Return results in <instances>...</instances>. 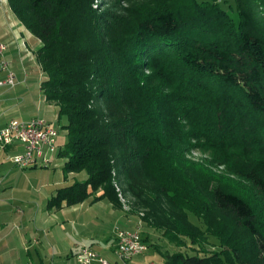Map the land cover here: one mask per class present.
Listing matches in <instances>:
<instances>
[{
    "label": "trees",
    "instance_id": "obj_1",
    "mask_svg": "<svg viewBox=\"0 0 264 264\" xmlns=\"http://www.w3.org/2000/svg\"><path fill=\"white\" fill-rule=\"evenodd\" d=\"M224 1L7 0L41 42L40 89L66 131L63 174H86L48 209L105 199L176 247L165 264H264L254 206L185 159L207 129L264 202V0H233L236 19Z\"/></svg>",
    "mask_w": 264,
    "mask_h": 264
},
{
    "label": "crops",
    "instance_id": "obj_2",
    "mask_svg": "<svg viewBox=\"0 0 264 264\" xmlns=\"http://www.w3.org/2000/svg\"><path fill=\"white\" fill-rule=\"evenodd\" d=\"M0 42L7 45L5 58L16 79L14 86H0V129L11 119L27 121L40 118L50 123L58 119L57 106L47 102L40 89L45 75L35 53L41 42L19 22L10 10L7 0H0ZM65 134L63 129L62 143L65 142ZM23 151V146L18 143L0 146V264H33V256L38 260L37 264H76L75 253L83 244L80 245L74 239L62 238L60 244L51 241L50 232H46L38 241V245L33 247L32 244L29 246L25 237L26 234H34L33 231L36 230L46 231L50 223L56 221L52 212H62L71 207L63 205L59 209H48L47 202L59 188L84 180L86 174L80 172L65 176L62 171L65 159L62 163L55 164L56 168H49L52 161L50 165L43 166L40 160L33 166L18 167L11 162L10 157ZM47 170L52 171L51 175L46 173ZM100 193L97 192V195ZM101 200L105 199L96 202ZM109 206L112 208L111 213L116 215L113 210L117 209L110 203ZM118 212L116 216L123 215L128 222H131L130 217H136L135 227L141 228V236H144L142 232L150 236V230L139 224L137 216L122 210ZM30 221L34 223L32 226H29ZM8 225L23 231L18 235L17 242H14V238L9 240L8 228L6 230ZM58 227L66 229L62 223H59ZM114 243L115 238L110 237L100 246L91 247L112 261Z\"/></svg>",
    "mask_w": 264,
    "mask_h": 264
},
{
    "label": "rangeland",
    "instance_id": "obj_3",
    "mask_svg": "<svg viewBox=\"0 0 264 264\" xmlns=\"http://www.w3.org/2000/svg\"><path fill=\"white\" fill-rule=\"evenodd\" d=\"M196 1L205 2L207 0ZM103 2L104 0H95V3L99 8ZM127 3L122 2L121 5L125 7L128 5ZM221 6L228 10V13L233 17V19H236L235 4L233 0H226L222 2ZM258 17H264V14H258ZM179 115V123L184 125L183 128H186L187 124H185V120L183 118L184 113L181 111L179 112ZM51 123L59 132L56 144L57 146H61L63 144L61 142V134L63 133L62 125H64V120L55 119ZM207 131V129H204V131L195 132V134L198 135V138L195 142V146L187 149L185 159L189 162H193L196 165V168L202 170L206 179L216 180L222 187H225V189L236 192L246 198L257 210L258 217H262V220H264V202H262L257 192L248 183L229 173L223 162L224 158L216 148V143L214 142L216 141L215 134L208 133ZM227 139L228 142H233L232 136L227 137ZM58 140H60L59 143ZM240 145L241 144L238 141L236 145L232 146L234 147V150L247 156L248 154H245L243 147ZM57 152L58 151L51 154L52 163L51 165L49 164V168H56L55 164L63 162L64 158H59ZM252 158H254V150H251V159ZM46 173L51 175L52 171L47 170ZM119 197L123 209L128 210V198H123L122 196ZM111 209L112 208H110L109 203L106 200L92 202L91 198H88L84 202L73 205L65 211L52 212L51 214L54 215L53 217L55 218L56 223H50L46 231H42V229H40L41 231H33L34 234H26L25 238L27 243H29V246L32 244L34 247L38 245V241H40L46 232H50L49 239L60 244L62 243V238L68 237L69 239H74L79 242L80 245L100 246L110 237L114 238L116 229L128 231L137 230L138 227H135V225H137L136 217H130L129 220L131 222H128L123 215L120 217L116 216L119 214L118 210H113L116 213V215H113L110 211ZM190 220L193 222L195 221L191 214ZM28 223L29 226L34 224L31 221ZM59 223H62L66 229L62 230L58 227ZM22 225L23 224H21V226ZM7 228L9 231V240L14 238V242H17L18 235L23 233V231L11 225H8L6 230ZM138 229L141 233V228L139 227ZM142 234L145 236V232H142ZM149 234L150 238L146 241L148 249L143 254L133 257L129 264H165L162 252L165 250H168L169 252L176 250V247L170 245L165 239H163L159 232L150 230ZM210 242L212 243V240H210ZM156 246H159V250ZM33 247H30L31 253ZM204 247L208 251L216 249V247H213L212 244L204 245ZM181 250L183 251L184 249ZM32 258V263L37 264L38 260L34 256Z\"/></svg>",
    "mask_w": 264,
    "mask_h": 264
},
{
    "label": "built area",
    "instance_id": "obj_4",
    "mask_svg": "<svg viewBox=\"0 0 264 264\" xmlns=\"http://www.w3.org/2000/svg\"><path fill=\"white\" fill-rule=\"evenodd\" d=\"M6 49L7 45L0 42V86H14L16 79L5 58ZM57 136L58 131H54L53 125L43 119H11L0 129V144L2 147L16 143L23 146L22 153L10 157L11 162L18 167L33 166L37 160H40L41 165L47 166L51 162L50 155L58 150ZM138 228L130 231L116 229L112 261L97 253L91 246L82 245L74 256L76 264H129L133 257L143 254V245H146Z\"/></svg>",
    "mask_w": 264,
    "mask_h": 264
},
{
    "label": "bare ground",
    "instance_id": "obj_5",
    "mask_svg": "<svg viewBox=\"0 0 264 264\" xmlns=\"http://www.w3.org/2000/svg\"><path fill=\"white\" fill-rule=\"evenodd\" d=\"M54 131H57V129L53 126ZM148 249L147 244L143 245V253L146 252V250Z\"/></svg>",
    "mask_w": 264,
    "mask_h": 264
}]
</instances>
